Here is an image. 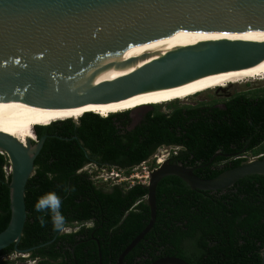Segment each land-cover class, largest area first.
Masks as SVG:
<instances>
[{"label":"water","instance_id":"water-1","mask_svg":"<svg viewBox=\"0 0 264 264\" xmlns=\"http://www.w3.org/2000/svg\"><path fill=\"white\" fill-rule=\"evenodd\" d=\"M263 62L264 0H0V154L12 176V219L0 234V252L13 245L17 254L31 253L18 249L28 219L26 188L48 136L25 146L11 135L33 117L189 87ZM202 167L169 159L150 174V222L117 264L155 226L157 188L165 178L220 192L264 176L262 157L212 180L195 174ZM261 255L264 264V248ZM153 264L189 263L172 257Z\"/></svg>","mask_w":264,"mask_h":264},{"label":"trees","instance_id":"trees-1","mask_svg":"<svg viewBox=\"0 0 264 264\" xmlns=\"http://www.w3.org/2000/svg\"><path fill=\"white\" fill-rule=\"evenodd\" d=\"M178 102L168 103L171 113L159 111L163 105L154 106L135 127L131 111L108 118L89 113L79 124L68 120L37 127V139H48L26 188L28 219L18 249L31 250L39 264H117L150 222L149 191L141 184L99 188L84 170L89 165L130 174L160 148L174 147L182 149L177 163L203 165L195 174L212 180L247 163L244 151L264 155V96L239 95L223 104L196 107ZM217 153L223 155L207 166ZM9 168L7 155L0 154V234L12 219ZM51 191L62 198L67 227H81L77 232L54 231L48 216L45 227L39 224L42 213L35 211V203ZM156 197L155 226L124 264H152L166 256L189 264L262 263L264 176L246 177L225 192L195 191L171 176L160 182ZM85 222L94 227H85ZM186 242L189 254L182 251ZM11 254L13 245L0 252V264H13L3 258Z\"/></svg>","mask_w":264,"mask_h":264},{"label":"rangeland","instance_id":"rangeland-1","mask_svg":"<svg viewBox=\"0 0 264 264\" xmlns=\"http://www.w3.org/2000/svg\"><path fill=\"white\" fill-rule=\"evenodd\" d=\"M239 95H246L248 97H263L264 96V79L257 81H249L237 85H229L226 88H212L209 91L188 98L187 100H180L178 105L183 106H200L213 105V104H223L224 101H228L233 97ZM169 104L160 107L159 111L163 113H171L172 109L168 107ZM155 110L154 106L141 108L131 112L132 127L138 125L142 120L152 111ZM79 121L75 122L79 124ZM37 141H39L37 139ZM178 151L176 148L163 147L160 148L147 165H141L135 168L130 174L124 171H120L117 168H112L109 166H103L101 168H96L95 165H89L84 170L89 174L93 175V179L97 182L99 188L109 189L110 187L117 185L123 188H129L138 184L148 186L150 180V174L159 168L158 160L165 159L169 160ZM263 157L264 155H260ZM260 156H255L252 153H243L242 157L247 159L248 162L257 160L261 158ZM160 163V161H159ZM81 227L73 226L67 227L64 233L77 232ZM10 262L13 264H37L31 258L30 254L19 255L17 253L10 256Z\"/></svg>","mask_w":264,"mask_h":264},{"label":"bare ground","instance_id":"bare-ground-1","mask_svg":"<svg viewBox=\"0 0 264 264\" xmlns=\"http://www.w3.org/2000/svg\"><path fill=\"white\" fill-rule=\"evenodd\" d=\"M262 79H264V62L248 71L222 74L219 77L201 82L193 86L163 91L131 100H124L121 102L105 105L91 104L77 108H54L33 117L27 123L26 128L11 135V137L26 146L29 140L37 141L34 131L37 126L48 127L53 125L55 122L66 121L70 119L78 121L89 113H94L101 117L108 118L114 114L135 111L153 105L170 103L176 100H187L188 98L198 96L199 94L209 91L210 89L212 90V88L215 87L226 88L229 85H237ZM159 161V164H163L165 159Z\"/></svg>","mask_w":264,"mask_h":264},{"label":"clouds","instance_id":"clouds-1","mask_svg":"<svg viewBox=\"0 0 264 264\" xmlns=\"http://www.w3.org/2000/svg\"><path fill=\"white\" fill-rule=\"evenodd\" d=\"M153 106H156V105H153ZM64 190L65 192H67L68 188H65ZM74 190L75 189L73 188L72 191ZM62 206H63L62 198L54 191L47 192L44 195L40 196L37 199V202L35 203V211L37 213H42V215H39L37 217L41 227L46 226L47 220L45 217L48 216L51 219V223H52L54 231H57V232L66 231L68 222H67L66 217L63 215L61 211ZM84 226L91 229L94 227V224L91 222H85ZM19 255H25V254H19Z\"/></svg>","mask_w":264,"mask_h":264},{"label":"flooded vegetation","instance_id":"flooded-vegetation-1","mask_svg":"<svg viewBox=\"0 0 264 264\" xmlns=\"http://www.w3.org/2000/svg\"><path fill=\"white\" fill-rule=\"evenodd\" d=\"M169 148H174V147H169ZM176 149H178V151L175 153V155L174 156H172L171 158H170V160H171V163L172 164H179V163H177V158L180 156V153L182 152V149L181 148H176ZM182 165V164H181ZM199 166H203V165H199ZM199 166H196V167H199ZM205 166H203L202 168H204ZM191 168H195V167H191ZM202 168H200V169H202ZM199 170V169H198ZM197 171V170H196ZM195 171V172H196ZM227 191V190H226ZM225 192V191H224ZM182 248H183V252H185L186 254H189V253H191L192 252V249H191V247H190V244H188L187 242L186 243H184L183 245H182ZM163 250V253L164 254H167V251H166V249H165V247L162 249ZM11 255H13V254H11ZM11 255H9V256H5V257H3V258H5V260H10V256ZM172 257H174V256H166V257H163V258H160V259H164V258H172ZM174 258H177V257H174ZM159 259V260H160ZM179 259H181V258H179ZM1 260H3V259H1ZM33 260V259H32ZM182 260H184V259H182ZM34 262H37V264H39V262H40V260L39 259H36V260H33ZM158 261V260H157ZM185 261V260H184ZM156 262V261H155ZM187 262V261H186ZM154 263V262H153ZM152 263V264H153ZM188 263V262H187Z\"/></svg>","mask_w":264,"mask_h":264},{"label":"built area","instance_id":"built-area-1","mask_svg":"<svg viewBox=\"0 0 264 264\" xmlns=\"http://www.w3.org/2000/svg\"><path fill=\"white\" fill-rule=\"evenodd\" d=\"M261 157V156H260ZM150 161V160H149ZM149 161L148 162H146V163H144V164H142V165H147L148 163H149ZM158 165L160 166L161 164H159V160H158ZM10 168L9 169H7V174H10Z\"/></svg>","mask_w":264,"mask_h":264},{"label":"snow or ice","instance_id":"snow-or-ice-1","mask_svg":"<svg viewBox=\"0 0 264 264\" xmlns=\"http://www.w3.org/2000/svg\"><path fill=\"white\" fill-rule=\"evenodd\" d=\"M30 134V133H29Z\"/></svg>","mask_w":264,"mask_h":264}]
</instances>
